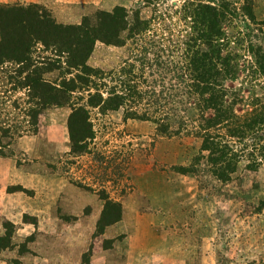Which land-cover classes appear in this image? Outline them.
<instances>
[{
	"label": "rangeland",
	"instance_id": "rangeland-1",
	"mask_svg": "<svg viewBox=\"0 0 264 264\" xmlns=\"http://www.w3.org/2000/svg\"><path fill=\"white\" fill-rule=\"evenodd\" d=\"M144 1L0 4H38L57 23L74 25L116 6L139 9L149 19L153 7ZM183 1L155 0V36H167L172 22L173 35L191 32L192 25L175 15ZM226 1L234 15L222 25L226 47L220 54L229 57L235 72L225 84L248 105L257 99L254 107L262 109L264 77L255 55L257 48L264 54V0L247 3L253 19L242 9L244 0ZM132 54L129 43L97 42L88 65L106 72ZM69 113L66 107L46 110L37 134L17 139L11 153L0 156V237L6 225L12 230L9 242H0V264H82L84 254L89 264H264V140L253 135L236 143L241 155L236 172L221 183L207 170L199 138L161 136L153 123L124 119L122 110H91L93 139L83 152H74ZM193 163L186 175L176 171ZM104 198L119 203L120 213L98 235Z\"/></svg>",
	"mask_w": 264,
	"mask_h": 264
},
{
	"label": "trees",
	"instance_id": "trees-1",
	"mask_svg": "<svg viewBox=\"0 0 264 264\" xmlns=\"http://www.w3.org/2000/svg\"><path fill=\"white\" fill-rule=\"evenodd\" d=\"M249 1L242 9L253 19ZM150 5L149 19L139 9L116 6L64 25L38 4H0V156L10 154L17 139L36 135L39 116L48 109L70 110L67 126L74 152H83L93 139L91 110H122L124 119L153 123L161 136L199 138L211 177L221 183L231 180L241 157L235 144L253 135L264 140V107H254L257 99L244 103L239 91L225 84L233 79L235 66L220 54L226 47L222 25L234 11L226 0H184L175 15L192 25L191 32L173 35L172 22L161 37L152 31L155 0L144 1ZM97 42L113 47L129 43L133 54L105 72L88 65ZM255 57L264 77L260 48ZM240 104L241 113L235 110ZM193 167L176 171L186 175ZM104 199L98 235L120 213L119 203ZM8 227L0 242H9ZM82 264H89L85 254Z\"/></svg>",
	"mask_w": 264,
	"mask_h": 264
},
{
	"label": "crops",
	"instance_id": "crops-1",
	"mask_svg": "<svg viewBox=\"0 0 264 264\" xmlns=\"http://www.w3.org/2000/svg\"><path fill=\"white\" fill-rule=\"evenodd\" d=\"M62 0H60V2H61Z\"/></svg>",
	"mask_w": 264,
	"mask_h": 264
}]
</instances>
